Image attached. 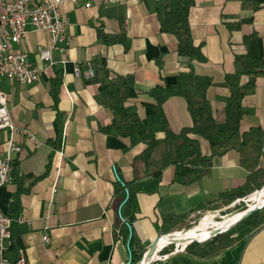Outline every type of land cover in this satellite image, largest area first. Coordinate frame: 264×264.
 <instances>
[{
    "label": "crops",
    "instance_id": "1",
    "mask_svg": "<svg viewBox=\"0 0 264 264\" xmlns=\"http://www.w3.org/2000/svg\"><path fill=\"white\" fill-rule=\"evenodd\" d=\"M158 2L62 3L70 37L66 49L52 51L53 65L43 70L37 83L20 85L9 79L0 82L18 130L14 140L22 148L12 154L14 180L0 189V208L25 228L21 249L30 264H132L120 233L124 222L115 205L124 182L134 180V159L145 145L110 130L112 112L98 103L99 85L95 80L101 60H105L112 76L134 77L140 95L129 105L144 119L143 103L149 92L163 82H175L181 71L188 70L177 53L176 38L160 31L154 13ZM224 15L253 18V23L231 31ZM189 20L193 39L201 45L205 58L194 60L192 67L196 74L212 79L208 99L216 119L224 122L225 102L230 96L226 76L235 72L236 56L246 52L244 37L257 31L264 50V5L254 11L242 0H196ZM50 46L49 34L31 30L17 50L27 53L29 61L41 67L38 48ZM92 64L95 77L88 78L86 72ZM58 82L56 103L52 90ZM243 106L246 115L241 131L264 127V75L257 79L254 92L244 99ZM164 108L173 131L192 126L184 98L172 97ZM23 130L34 134L39 148L27 141L21 134ZM58 137L60 148L55 149L53 143ZM9 139L8 131L0 132V153L7 152ZM201 146L203 154L210 155L206 140H201ZM248 175L240 155L231 151L215 157L210 175L190 185L175 181L173 167L159 178L137 181L139 212L133 230L144 251L147 253L164 232L181 230L189 219L205 212L203 207L218 204L221 194L244 184ZM184 215L188 219L176 220ZM45 235L50 238L49 244L43 240ZM233 236L236 243L211 258H199L186 249L163 254L167 245L159 247L153 264H264V226ZM181 246L187 248L188 244L177 247Z\"/></svg>",
    "mask_w": 264,
    "mask_h": 264
},
{
    "label": "trees",
    "instance_id": "2",
    "mask_svg": "<svg viewBox=\"0 0 264 264\" xmlns=\"http://www.w3.org/2000/svg\"><path fill=\"white\" fill-rule=\"evenodd\" d=\"M251 4L254 11L264 5V0H242ZM196 0H159L154 13L157 16L160 31L173 35L177 40V53L185 63L187 71H181L173 83L163 82L154 87L143 103L146 117L140 118L136 108L129 101L138 97L134 77L112 76L105 60L98 64L96 84L99 85L97 101L112 112L110 130L124 139H138L145 149L134 159V180L124 182L118 195L116 209L124 222L121 237L131 253V263L138 264L146 252L134 233L133 223L139 212L135 184L148 177H160L164 170L173 167L175 181L182 185L193 184L210 175L215 157L224 156L231 151L241 157V166L249 173L244 184L220 195L218 201L228 205L238 199L245 198L264 187V127H253L246 132L241 131L242 121L246 115L244 99L251 95L257 79L264 75V50L260 34L252 32L243 39L246 52L235 58L236 70L226 76V87L230 96L225 102V121L219 122L208 99V91L213 85L210 77L195 73L192 62L205 61L201 54V45L193 39L190 27V10ZM224 21L231 31H238L243 25L252 24L253 18L242 19L239 16H226ZM246 78V82L243 79ZM56 85V86H55ZM54 85L52 93L59 101V85ZM172 97L186 100L193 124L180 132L172 130L165 112V103ZM60 117L57 119V130L61 133ZM163 134V138L159 135ZM210 146V155L202 152L201 140ZM55 149L60 148L59 137L53 143ZM16 204L14 203L13 206ZM216 205V204H215ZM214 205V206H215ZM202 208L204 211L211 210ZM241 209L240 212H245ZM14 219L12 227V245L8 256L15 260L22 248V235L25 228L18 226ZM188 215L177 218L185 221ZM256 230L264 226V208L239 223L231 230L221 233L205 243L193 242L186 252L199 258H211L236 243L232 231L240 227ZM170 232H164L167 235ZM165 249L163 254L168 253Z\"/></svg>",
    "mask_w": 264,
    "mask_h": 264
},
{
    "label": "built area",
    "instance_id": "3",
    "mask_svg": "<svg viewBox=\"0 0 264 264\" xmlns=\"http://www.w3.org/2000/svg\"><path fill=\"white\" fill-rule=\"evenodd\" d=\"M64 2L77 3L78 0H0V82L9 79L20 85L35 84L40 80L43 70L53 65L52 51L63 52L66 49L70 37L67 35V22L61 11ZM89 6L90 4H87V7ZM31 30L47 33L51 38L50 48H38L37 55L41 67L32 64L27 53L17 50V46L26 42ZM76 74H79V68H76ZM86 76L95 77L93 64L89 66ZM3 131L10 133V139L7 152L0 153V189L13 182L12 154L22 150L14 140L18 130L11 119L7 95L0 91V132ZM21 134L26 136L27 141L36 148L40 147L34 134L27 130L21 131ZM60 154L63 155V152ZM13 224L14 219L7 216L0 208V264H30L23 249L19 250L15 260L8 256ZM43 240L46 244L50 243L47 235ZM185 249V246L180 248L181 251Z\"/></svg>",
    "mask_w": 264,
    "mask_h": 264
},
{
    "label": "bare ground",
    "instance_id": "4",
    "mask_svg": "<svg viewBox=\"0 0 264 264\" xmlns=\"http://www.w3.org/2000/svg\"><path fill=\"white\" fill-rule=\"evenodd\" d=\"M249 203L250 208L264 204V188L252 194ZM242 214L243 213H235L232 215L225 216L221 221H217L215 220L217 214L210 213L201 220L200 224L196 225L191 229L163 236L160 240L159 247L171 244L173 239L177 240V246H179L181 242H184L185 244H190L194 241L209 239L211 238L213 230L217 228H221L222 230L229 228L231 224H233L242 216ZM147 264H149V262Z\"/></svg>",
    "mask_w": 264,
    "mask_h": 264
},
{
    "label": "rangeland",
    "instance_id": "5",
    "mask_svg": "<svg viewBox=\"0 0 264 264\" xmlns=\"http://www.w3.org/2000/svg\"><path fill=\"white\" fill-rule=\"evenodd\" d=\"M259 191V190H258ZM257 192V191H256ZM255 193V192H254ZM253 193V194H254ZM252 195V194H251ZM251 195L245 197V198H242V199H238L228 205H225L222 201H219L218 204H216L214 206V208H212L211 210H208V211H205V212H201L199 214H197L196 216H194L193 218L189 219L187 222H186V225L181 229V230H177L175 232H179V231H184V230H188V229H191L193 227H195L196 225L200 224L201 220L208 214H214L216 213L217 216L215 218V220L217 221H221L225 216H228V215H232V214H235V213H243V212H240L241 209L245 208L246 211L250 208L249 205V201L251 199ZM242 230L244 231H249V228H246L244 226L238 228L237 230H234L232 231V234H236L238 232H241ZM173 232V233H175ZM167 235H170V234H167ZM166 236V235H164ZM213 238V237H212ZM211 239V238H209ZM208 239V240H209ZM198 241H203V240H198ZM197 242V241H196ZM193 242H191L190 244H192ZM199 243V242H198ZM189 244V245H190ZM165 249L167 250H172L173 253L177 252V250L180 248H178L176 245L174 244H170L168 245ZM168 255L166 256H161L159 257L160 259H164L165 257H167ZM154 263V262H153Z\"/></svg>",
    "mask_w": 264,
    "mask_h": 264
},
{
    "label": "water",
    "instance_id": "6",
    "mask_svg": "<svg viewBox=\"0 0 264 264\" xmlns=\"http://www.w3.org/2000/svg\"><path fill=\"white\" fill-rule=\"evenodd\" d=\"M264 188V187H263ZM262 188V189H263ZM264 208V204L262 205H257L253 208H249L247 211L243 212L242 216L236 220L233 224H231V226L229 228H226L225 230H222L221 228H217L215 230H213L211 238L215 237L221 233H225L229 230H231L232 228H234L235 226H237L239 223L243 222L244 220L248 219L249 217H251L252 215H254L256 212L260 211L261 209ZM163 235L159 236L151 245L150 249L148 250V252L146 253V255L144 256L143 260L140 261L138 264H147L149 262V264H153L154 258L158 255V251H159V244H160V240L162 239ZM208 239L203 240V241H197L199 243H205L207 242ZM196 242V241H194ZM177 240L173 239L171 244H176ZM183 244L185 245L184 242H181L180 245ZM189 245V244H188Z\"/></svg>",
    "mask_w": 264,
    "mask_h": 264
}]
</instances>
